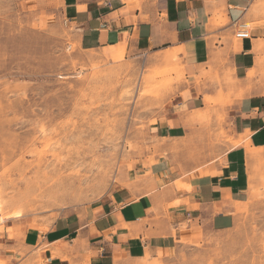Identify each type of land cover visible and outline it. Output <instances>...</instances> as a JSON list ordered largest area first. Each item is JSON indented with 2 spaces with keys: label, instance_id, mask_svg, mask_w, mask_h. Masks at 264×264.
I'll return each instance as SVG.
<instances>
[{
  "label": "crops",
  "instance_id": "crops-1",
  "mask_svg": "<svg viewBox=\"0 0 264 264\" xmlns=\"http://www.w3.org/2000/svg\"><path fill=\"white\" fill-rule=\"evenodd\" d=\"M61 1L80 50L169 52L182 82L150 126L164 144L130 182L18 239L0 236V264H182L183 239L232 228L264 184V0ZM241 24L249 38L236 37ZM206 111L226 113L236 145L202 165L186 154L203 133L192 117Z\"/></svg>",
  "mask_w": 264,
  "mask_h": 264
},
{
  "label": "rangeland",
  "instance_id": "rangeland-1",
  "mask_svg": "<svg viewBox=\"0 0 264 264\" xmlns=\"http://www.w3.org/2000/svg\"><path fill=\"white\" fill-rule=\"evenodd\" d=\"M61 9V0H0V236L10 239L127 185L164 144L150 126L182 82L169 52L80 50ZM207 115L192 117L203 133L186 154L202 165L236 145L226 113ZM236 218L183 239L182 264H264V184Z\"/></svg>",
  "mask_w": 264,
  "mask_h": 264
},
{
  "label": "built area",
  "instance_id": "built-area-1",
  "mask_svg": "<svg viewBox=\"0 0 264 264\" xmlns=\"http://www.w3.org/2000/svg\"><path fill=\"white\" fill-rule=\"evenodd\" d=\"M235 35L237 38L240 39L249 38L250 37L249 25L248 24L239 25L238 28L236 29Z\"/></svg>",
  "mask_w": 264,
  "mask_h": 264
}]
</instances>
